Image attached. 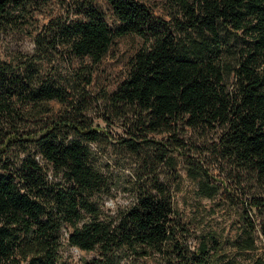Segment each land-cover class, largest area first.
Segmentation results:
<instances>
[{"label":"trees","instance_id":"1","mask_svg":"<svg viewBox=\"0 0 264 264\" xmlns=\"http://www.w3.org/2000/svg\"><path fill=\"white\" fill-rule=\"evenodd\" d=\"M30 1L0 0V31ZM92 1L80 3L81 18L51 21L48 36H35L33 54L16 64L0 60V264H57L63 238L96 250L93 264H211L219 237L207 232L187 243L189 229L156 176L138 181L127 206L102 212L98 197L108 180L89 146L101 132L85 113L81 91L116 38L140 36L125 78L104 94L116 113L127 115L120 145L133 154L155 148L163 161L166 150L185 153L180 128L214 134L205 148L237 180L246 178L245 203L262 211L264 0H173L185 17L175 28L139 0H105L117 21L109 25ZM58 46L80 60L68 80L42 70V59ZM149 133H167L171 141L162 144ZM14 147L19 152L7 155ZM186 164L199 193L212 198L219 186L206 168L193 159ZM240 218L229 244L245 255L255 247V226L246 208ZM232 264H264V256Z\"/></svg>","mask_w":264,"mask_h":264},{"label":"rangeland","instance_id":"2","mask_svg":"<svg viewBox=\"0 0 264 264\" xmlns=\"http://www.w3.org/2000/svg\"><path fill=\"white\" fill-rule=\"evenodd\" d=\"M84 1L31 0L25 9L15 13L18 14L16 22L0 31V60L16 64L17 58L36 52L33 42L35 36L39 33L48 36L51 21L68 23L70 20L81 18L83 14L79 12V8L80 3ZM139 1L149 7L156 20L163 21L171 28H175L178 20H185L179 4L173 0ZM92 4L102 11L109 25L117 23L112 9L105 0H93ZM226 33L230 35L233 32L226 31ZM235 34L238 35L236 40L243 39V35L238 31ZM247 38L246 35V40ZM142 40L136 34H125L116 38L107 54L93 66L92 80L81 91V95H84L83 102L86 104L85 113L93 126L101 132L100 139L89 144L94 164L108 180L107 186L99 193L100 209L104 214L117 212L132 201L138 181L156 176L168 187L172 205L181 221L189 229L187 243L191 245L196 243L200 234L207 232L219 237L221 247L213 256L211 264L240 263L252 257H263L264 210L260 211L255 207L247 206L245 203L247 194L246 198L244 195L248 189L246 178L237 180L228 165L218 160L205 148V144H209L214 134L208 133L203 136L186 126L180 128L176 135L185 153L179 155L176 150H166L165 161H158L154 157L155 148L133 154L118 142L126 136L123 122L127 120V115L116 113L109 106L104 94L112 92L125 78L129 59L142 45ZM84 61L87 62V59L84 58ZM79 62L77 58H70L58 46L57 50L50 51L42 59V70L45 74H55L57 77L68 80L73 77ZM53 104L55 110L60 108L58 103L53 102ZM148 137L162 144L171 141L167 133H149ZM17 152H19L18 149L14 147L7 152V155ZM21 155L20 152L19 156ZM187 159H193L206 168L209 181L219 186L218 192L212 198L199 193L197 179L187 170ZM240 186H245L244 191ZM245 208L255 226V247L247 251L245 255H238L231 249L229 241L238 229L241 222L240 213ZM62 231L63 236L66 237V231L64 229ZM97 256L96 250L77 248L68 244L63 238L59 247L57 264H93V259ZM123 261L122 259L120 264ZM148 264L157 263L154 259H149Z\"/></svg>","mask_w":264,"mask_h":264}]
</instances>
